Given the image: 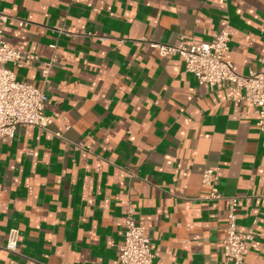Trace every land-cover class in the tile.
I'll list each match as a JSON object with an SVG mask.
<instances>
[{"label":"crops","instance_id":"crops-1","mask_svg":"<svg viewBox=\"0 0 264 264\" xmlns=\"http://www.w3.org/2000/svg\"><path fill=\"white\" fill-rule=\"evenodd\" d=\"M0 11L4 40L28 53L6 65L15 78L39 87L51 65L47 129L0 142V244L18 231V253L0 250V264H117L127 206L151 264H223L231 196L238 230L253 231L242 264H264V132L252 107L145 42H208L227 26L234 71L262 70L264 0H0ZM206 168L223 199H200Z\"/></svg>","mask_w":264,"mask_h":264},{"label":"built area","instance_id":"built-area-1","mask_svg":"<svg viewBox=\"0 0 264 264\" xmlns=\"http://www.w3.org/2000/svg\"><path fill=\"white\" fill-rule=\"evenodd\" d=\"M8 17L0 11V142L3 138H11L19 127H36L46 130L48 117L44 114L46 102L45 91L49 84L50 63L41 69V86L36 87L29 82L17 80L14 73L6 65L19 67L28 57V53L11 47L3 38L2 24ZM21 24V23H19ZM62 30L59 29V32ZM104 40L105 36H97ZM180 37L173 44H163L145 40L155 48L160 57L179 56L183 59L185 70L191 73L199 84L210 87L221 84L231 92H241L237 102H246L252 107L256 116L255 128L264 132V69L250 70L245 75L234 71L231 61L225 58L229 48L230 29L222 26L208 42L187 44ZM35 60V57H33ZM264 63V58L261 59ZM201 183L209 187V193L201 200H220L223 195L217 192L218 173L215 169L206 168L201 174ZM225 211V229L221 251L223 264H242L244 251L253 231L240 232L237 227L238 197L227 198ZM18 231L10 229L0 250L11 254L18 253ZM153 253L145 228L134 218V210L127 206L123 215V240L118 248L117 264H151Z\"/></svg>","mask_w":264,"mask_h":264}]
</instances>
